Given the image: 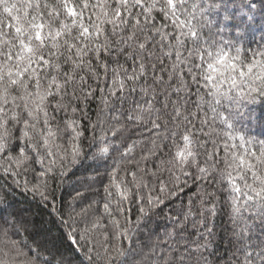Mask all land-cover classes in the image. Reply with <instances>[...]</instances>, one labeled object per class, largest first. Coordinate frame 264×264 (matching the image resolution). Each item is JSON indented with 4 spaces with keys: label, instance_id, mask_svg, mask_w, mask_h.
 <instances>
[{
    "label": "snow or ice",
    "instance_id": "1",
    "mask_svg": "<svg viewBox=\"0 0 264 264\" xmlns=\"http://www.w3.org/2000/svg\"><path fill=\"white\" fill-rule=\"evenodd\" d=\"M257 129L264 0H0V264H264Z\"/></svg>",
    "mask_w": 264,
    "mask_h": 264
},
{
    "label": "trees",
    "instance_id": "2",
    "mask_svg": "<svg viewBox=\"0 0 264 264\" xmlns=\"http://www.w3.org/2000/svg\"><path fill=\"white\" fill-rule=\"evenodd\" d=\"M256 134H257V135H264V130L257 129V130H256ZM17 196H18L19 199H21L22 201L26 202V201H25V198L23 197L22 194H19V193H18ZM33 210L36 211L37 213H41V212L43 211V210H42L39 206H37V205H33Z\"/></svg>",
    "mask_w": 264,
    "mask_h": 264
}]
</instances>
